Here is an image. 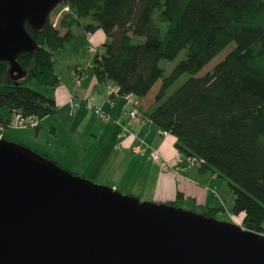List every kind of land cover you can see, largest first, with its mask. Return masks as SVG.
<instances>
[{
  "label": "trees",
  "instance_id": "16d2710c",
  "mask_svg": "<svg viewBox=\"0 0 264 264\" xmlns=\"http://www.w3.org/2000/svg\"><path fill=\"white\" fill-rule=\"evenodd\" d=\"M61 5L70 10L56 25L49 18L36 31L27 23L39 48L20 54L18 68L0 61V128L9 127L17 112L40 119L57 112L55 97L28 83L35 79L55 90L61 83L56 52L102 29L107 41L93 59L97 79L139 98L161 82L153 102L138 109L176 137L178 152L199 159L201 172L225 179L235 195L232 212L243 215L247 229L264 233V0H65ZM231 44L226 57L201 74ZM183 51L185 57L167 73L163 63ZM185 73L190 77L173 89ZM5 106L9 116L1 113ZM181 197L171 204L183 207ZM186 208L212 217L223 210Z\"/></svg>",
  "mask_w": 264,
  "mask_h": 264
},
{
  "label": "water",
  "instance_id": "95a60500",
  "mask_svg": "<svg viewBox=\"0 0 264 264\" xmlns=\"http://www.w3.org/2000/svg\"><path fill=\"white\" fill-rule=\"evenodd\" d=\"M65 0H0V61L39 48ZM0 264H264V233L143 201L0 136Z\"/></svg>",
  "mask_w": 264,
  "mask_h": 264
},
{
  "label": "crops",
  "instance_id": "0c3cea01",
  "mask_svg": "<svg viewBox=\"0 0 264 264\" xmlns=\"http://www.w3.org/2000/svg\"><path fill=\"white\" fill-rule=\"evenodd\" d=\"M86 38L102 41L103 45L107 41V35L100 31L89 33ZM76 40L79 39L66 42L55 54V70L61 78V83L55 89L54 96L59 104L57 112L54 113L56 117L53 119L56 123L54 133L58 137V127H56L58 121L68 134L66 140H62L61 146H58L63 151L57 150L53 144L48 143V147L43 148L44 153L68 167L87 173L91 178L107 181L114 187L142 191L157 202L171 203L177 200L179 194H182L180 198L182 206L185 204L189 207H220L221 205L225 211H229L225 203H217V200H220L216 191L220 183L217 174L203 173L199 165H188L184 160H180L178 165L169 171L161 169L160 163L152 158L150 151L155 149L159 151L163 159L174 160L179 153L175 146L176 137L158 129L143 116L141 109H139V119H132L128 114L126 102L128 99L116 92L117 85L111 81L104 82L97 79L93 69L94 57L91 61V73H88V69L80 64V53L76 55L73 51L77 50V46H80V49L84 46L83 49L86 50V46L75 43ZM67 48H70L67 63L70 70L74 66L77 75L76 84L67 82L60 70L56 68L59 61L58 53L64 52ZM97 50L99 52L98 48ZM88 96H95L98 104L104 111L110 113L114 121L94 119L85 109L87 106L85 99ZM148 96L137 100L141 108L148 107L145 101ZM73 97L78 101L79 106L71 114L69 101ZM134 97L132 95V99ZM68 108L70 117L67 119L62 110ZM89 110L92 109L89 108ZM38 131V134L42 132V120ZM122 131H127L124 137H120ZM81 137L85 139L86 147H79L82 142ZM140 141L148 149L145 154H137L133 150V145ZM78 148L81 150L77 153Z\"/></svg>",
  "mask_w": 264,
  "mask_h": 264
},
{
  "label": "rangeland",
  "instance_id": "374dc122",
  "mask_svg": "<svg viewBox=\"0 0 264 264\" xmlns=\"http://www.w3.org/2000/svg\"><path fill=\"white\" fill-rule=\"evenodd\" d=\"M64 7H66V6L60 5L51 14L50 18L53 22H56L58 20V16L62 12ZM99 31H100V33H105L104 30H102V29H98L96 32H99ZM105 35H106V33H105ZM75 43H78V44L81 43L80 45L84 44L86 46V50L83 49L84 46H82L81 49H80V46H77V48H76L77 50L73 51V53H75L76 55L78 53H80V57H81L80 64H82V66H84L86 69H88V73H91V71H92L91 61H92L93 57L95 56V54L91 52L90 48L96 47L99 49V53H101L103 51V42L98 41V40H95V41L89 40L85 37V38H80L79 40H76ZM68 45H72V44H68ZM67 47H69V46H67ZM234 47H235V44H231L229 47H227L221 54H219L213 61H211V63L209 65H207L205 67V69L203 70V72L201 74L206 73L208 70L213 68L214 65H216L218 62L223 60L226 57V55ZM69 51H70V48H67L66 50H64V52L58 53L59 61L57 63L56 68L58 70H60V72L63 74V76L67 82H71L72 84H76V76L77 75L75 74L74 66L70 70L69 64L67 63ZM184 57H185V51H183L174 61H165L163 64L166 68L167 73H169ZM73 72H74V74H73ZM189 77H190V74H188V73L183 74L180 77V79L176 82L173 89L176 88L177 86H179L182 82H184ZM160 84H161V82H159L155 85V87L153 88V90L149 94L148 98L145 100L146 104L148 106L153 102V97L155 95V92L160 87ZM28 85L30 87H32L33 89L38 90L40 92H43L49 96L54 97L56 95V91L54 89L39 83L35 79L31 80L28 83ZM138 99H139V97H137V96H135L133 98L134 102H137ZM133 100L132 101L126 100V102L128 103L127 104L128 110H131V108L134 106ZM86 107H85V109H87L91 113V115L94 119L95 118H101L95 112H93L92 110H89V108L88 107L86 108ZM63 112L66 114V117L68 119L70 117L69 108L62 110V113ZM1 113L5 116H9L10 115L9 108L6 106L1 108ZM48 116H50V115H48ZM51 116H50V118L46 119L45 121L43 119L47 118V116L40 119V121L42 120V132L40 134H38L39 131L37 132L36 128H34V127H29V126L18 127L16 125H10L9 127H1L0 128V136L6 138L8 140H11L13 142H17V143L26 145V146L32 148L33 150H35V151H37L43 155H46V156H50V155H48L47 153H44L43 148L48 147V143L53 144L57 150L63 151V149L59 148V147L61 146L62 140H66L68 132L64 127H61V125L57 121L56 127H58V137H56V135L54 133V126H55L54 124H56V123H54V120H53L56 117H54L55 116L54 114H52ZM81 138H82V142L80 143L79 147L80 148H82V146L86 147L85 139L83 137H81ZM80 148L77 149V153L81 150ZM50 157L52 158V160L57 162L62 167L66 168V169H68V170H70L76 174H79L82 177L90 179V180L94 181L95 183L113 187L123 194L138 197L143 201H153V202L155 201V200L151 199V197L149 195L144 194L142 191H138V190L136 191V190H132L130 188L128 189L126 187L125 188L124 187H114L113 185L109 184L107 181H99L98 179L91 178L89 175H87V173H84L83 171H80L78 169H74V167H68V166L64 165L63 163H61L60 161H58L56 158H54L52 156H50ZM217 179H219L218 181H220V183L216 187V191L220 196V197L218 196L220 200H217V203L218 204H222V202L225 203V206L227 207V209L229 211H225L223 209L224 211L222 210L223 212L218 213L215 217L218 219H221V220H226V221H231V222H236V223L242 224L240 222H242V216L243 215L242 214L236 215L232 212V206L234 203L235 195L232 192V190L230 189L228 182L221 177H218ZM155 202H157V201H155ZM184 206L183 207L186 208V206H188V205L184 204ZM220 207H222V206L220 205Z\"/></svg>",
  "mask_w": 264,
  "mask_h": 264
},
{
  "label": "built area",
  "instance_id": "2783aa9c",
  "mask_svg": "<svg viewBox=\"0 0 264 264\" xmlns=\"http://www.w3.org/2000/svg\"><path fill=\"white\" fill-rule=\"evenodd\" d=\"M69 10H70V8L68 6L64 7L62 12L58 16V20L61 17L63 12L69 11ZM58 20L56 22H54V25L57 24ZM91 51H93L94 53L98 52L96 47H91ZM115 90H116V92L120 93V88L118 86H116ZM125 96L127 97V99L129 101L133 100L131 94H128ZM85 100H86L87 106L90 109H92L103 120L114 121V118L110 115V113L104 111L102 109V107L98 104L97 98L95 96H88ZM69 102H70L71 114H73L76 111L77 107L79 106V103L74 97L71 98ZM128 114L132 119H136V120L139 119V109H138V103L137 102L134 103V108L129 110ZM10 125H16L18 127L29 126V127L38 128L40 126V118L38 116H25L22 113L17 112L13 115V119H12ZM126 133H127V131H122L120 133V137H124L126 135ZM133 150L137 154H145L148 151L146 145L142 141L134 144ZM150 155L152 156V158L154 160H156L160 163L161 169L164 171H169V170L175 168L178 165L180 160H184L185 163L188 165H199L200 166V164H201V161L199 159H197L196 157H193V156H187L186 157L180 152L177 154L175 159L172 161L163 159L161 154L159 153V151H157L155 149L150 151Z\"/></svg>",
  "mask_w": 264,
  "mask_h": 264
}]
</instances>
